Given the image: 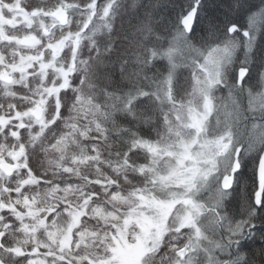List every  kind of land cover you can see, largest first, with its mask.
Instances as JSON below:
<instances>
[{"label": "snow or ice", "instance_id": "6c2138e0", "mask_svg": "<svg viewBox=\"0 0 264 264\" xmlns=\"http://www.w3.org/2000/svg\"><path fill=\"white\" fill-rule=\"evenodd\" d=\"M0 264H264V0H0Z\"/></svg>", "mask_w": 264, "mask_h": 264}]
</instances>
